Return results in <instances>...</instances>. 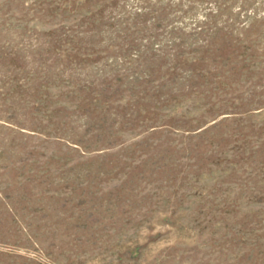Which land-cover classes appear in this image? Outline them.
I'll return each instance as SVG.
<instances>
[{
	"label": "rangeland",
	"instance_id": "rangeland-1",
	"mask_svg": "<svg viewBox=\"0 0 264 264\" xmlns=\"http://www.w3.org/2000/svg\"><path fill=\"white\" fill-rule=\"evenodd\" d=\"M0 264H264V0H0Z\"/></svg>",
	"mask_w": 264,
	"mask_h": 264
}]
</instances>
